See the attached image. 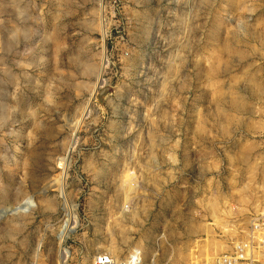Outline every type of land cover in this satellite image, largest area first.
Instances as JSON below:
<instances>
[{
	"label": "rangeland",
	"instance_id": "obj_1",
	"mask_svg": "<svg viewBox=\"0 0 264 264\" xmlns=\"http://www.w3.org/2000/svg\"><path fill=\"white\" fill-rule=\"evenodd\" d=\"M242 241L264 264V0H0V264Z\"/></svg>",
	"mask_w": 264,
	"mask_h": 264
},
{
	"label": "built area",
	"instance_id": "obj_2",
	"mask_svg": "<svg viewBox=\"0 0 264 264\" xmlns=\"http://www.w3.org/2000/svg\"><path fill=\"white\" fill-rule=\"evenodd\" d=\"M254 230H256L254 228ZM252 252L251 244L247 241L236 243L232 250L225 255L216 258L213 264H247ZM141 252L133 250L123 259H115L110 253H104L94 258L93 264H141Z\"/></svg>",
	"mask_w": 264,
	"mask_h": 264
},
{
	"label": "bare ground",
	"instance_id": "obj_3",
	"mask_svg": "<svg viewBox=\"0 0 264 264\" xmlns=\"http://www.w3.org/2000/svg\"><path fill=\"white\" fill-rule=\"evenodd\" d=\"M76 225L77 223L75 218L69 214L67 219L64 220L63 224L59 227L58 230V240L60 246L63 240L66 238V236L74 231ZM58 255H59V263L65 264L66 259L68 257V252L60 247L58 251Z\"/></svg>",
	"mask_w": 264,
	"mask_h": 264
}]
</instances>
